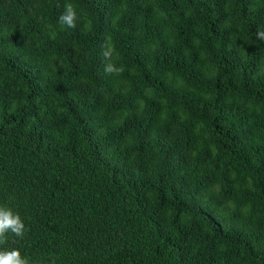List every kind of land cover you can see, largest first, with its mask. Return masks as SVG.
<instances>
[{
  "label": "trees",
  "instance_id": "1",
  "mask_svg": "<svg viewBox=\"0 0 264 264\" xmlns=\"http://www.w3.org/2000/svg\"><path fill=\"white\" fill-rule=\"evenodd\" d=\"M0 208L28 264H264V0H0Z\"/></svg>",
  "mask_w": 264,
  "mask_h": 264
},
{
  "label": "clouds",
  "instance_id": "2",
  "mask_svg": "<svg viewBox=\"0 0 264 264\" xmlns=\"http://www.w3.org/2000/svg\"><path fill=\"white\" fill-rule=\"evenodd\" d=\"M74 20L75 12L71 5H68L64 14L60 17V23L71 27ZM23 230L24 225L19 215L14 214L10 209L0 208V237L8 231L20 237L23 235ZM0 264H28V260L22 258L18 250H12L11 252L3 251L0 252Z\"/></svg>",
  "mask_w": 264,
  "mask_h": 264
}]
</instances>
